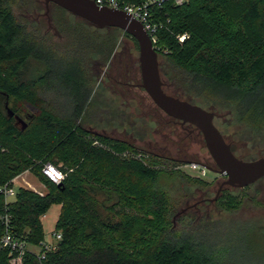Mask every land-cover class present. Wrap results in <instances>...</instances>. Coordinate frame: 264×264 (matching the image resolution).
<instances>
[{
    "label": "trees",
    "instance_id": "1",
    "mask_svg": "<svg viewBox=\"0 0 264 264\" xmlns=\"http://www.w3.org/2000/svg\"><path fill=\"white\" fill-rule=\"evenodd\" d=\"M155 19L164 91L264 124V0H187L156 9ZM119 31L54 3L46 9L43 0H0V185L24 171L44 185L43 194L19 186L8 204L30 243L43 239L41 217L59 205L56 247L41 260L27 254L22 264H219L186 234L194 218L159 180L180 174L189 187L206 182L180 173L171 157L87 126L101 115L92 66L108 63ZM45 162L64 173L59 184L41 173ZM224 186L216 204L234 211L243 196ZM185 191L177 196L186 199ZM0 264H8L4 252Z\"/></svg>",
    "mask_w": 264,
    "mask_h": 264
},
{
    "label": "rangeland",
    "instance_id": "2",
    "mask_svg": "<svg viewBox=\"0 0 264 264\" xmlns=\"http://www.w3.org/2000/svg\"><path fill=\"white\" fill-rule=\"evenodd\" d=\"M28 16L25 13L24 17ZM119 30L111 63L107 66H92L95 83L91 97L101 115L91 119V124L87 126L110 137L131 142L144 151L171 157L178 161L176 168L180 173L205 181L203 185L193 184L189 187L182 182L180 174L175 178L163 176L159 180L160 185L173 195L181 196L188 188L185 192H190V196L186 199L176 195L178 203L183 202L188 206L187 215L194 218L186 234L205 252L215 257L219 264H264V178L241 190L227 187L231 194L239 193L238 195L243 196L241 206L234 211L221 209L215 200L212 202L225 178L206 168L216 169L202 135L188 124L168 118L145 90L136 86L140 83L138 49ZM165 91L168 94L177 92L181 96L179 91L171 87H167ZM199 100L194 103L201 105ZM92 108L88 117L96 113ZM204 108L209 110L208 107ZM212 112L214 125L231 144V151L235 156L244 160L264 157V124L254 127L238 121L227 109L216 108ZM20 185L28 186V189L35 192H46L44 185L30 171L17 178L13 185L15 192ZM14 199L15 195L7 200L12 202ZM58 213L59 205H52L41 217L45 236L53 231Z\"/></svg>",
    "mask_w": 264,
    "mask_h": 264
},
{
    "label": "water",
    "instance_id": "3",
    "mask_svg": "<svg viewBox=\"0 0 264 264\" xmlns=\"http://www.w3.org/2000/svg\"><path fill=\"white\" fill-rule=\"evenodd\" d=\"M46 9L54 3L72 15L97 28L115 27L133 37L138 46L139 86L165 114L180 123L196 127L218 172L226 177L223 184L245 187L264 177V157L251 160L238 158L213 123L212 111L187 100L167 94L162 88L155 45L147 30L128 12L98 6L92 0H43ZM47 11V10H46ZM45 11V14H46ZM196 164H199L196 162ZM201 165V164H200Z\"/></svg>",
    "mask_w": 264,
    "mask_h": 264
},
{
    "label": "built area",
    "instance_id": "4",
    "mask_svg": "<svg viewBox=\"0 0 264 264\" xmlns=\"http://www.w3.org/2000/svg\"><path fill=\"white\" fill-rule=\"evenodd\" d=\"M102 7L113 8L128 12L133 18L146 28L151 40L156 46L157 31L162 23L156 21L155 10L163 8L166 4L180 5L187 0H92ZM186 35L177 36L179 42L185 39ZM156 51V50H155ZM205 169V168H203ZM41 173L52 183L59 184L64 179V173L50 162L43 163ZM14 179L0 185V195L3 197V207L0 210V252L6 254L8 264H22L27 254L34 255L38 260L45 257L48 251H52L57 242L61 239L59 231L53 229L38 244L30 243L23 234H19L13 222L8 207V197L16 194ZM44 216V215H43ZM47 237V238H46Z\"/></svg>",
    "mask_w": 264,
    "mask_h": 264
},
{
    "label": "flooded vegetation",
    "instance_id": "5",
    "mask_svg": "<svg viewBox=\"0 0 264 264\" xmlns=\"http://www.w3.org/2000/svg\"><path fill=\"white\" fill-rule=\"evenodd\" d=\"M112 58L113 57H111V60H112ZM111 60H109L108 61V63L110 64L111 63ZM106 64V66L107 65H109V64ZM119 83H122V81H118ZM124 84H130V85H133L132 83H130V82H123ZM136 86H139V83H137L136 84ZM140 87V86H139ZM143 89V88H142ZM144 90V89H143ZM179 122V121H178ZM180 123V122H179ZM181 124H186V123H181ZM192 126V125H191ZM221 133V132H220ZM222 134V133H221ZM223 136V135H222ZM223 138H224V136H223ZM224 140H225V138H224ZM227 142V141H226ZM229 145H230V148H231V144L229 143V142H227ZM220 175V177H224L225 179H226V177L224 176V175H222V174H219ZM222 184V183H221ZM224 185L225 184H223L222 186L220 185V187L218 188V191H217V194H216V196L213 198V200H212V202L214 201V200H216L217 198H218V196H219V194H220V192H221V190L222 189H224ZM231 188H236V189H239V190H241V189H243V188H245V187H247V186H245V187H234V186H230ZM255 193H256V191H255ZM254 193V194H255ZM239 193H237V195H238ZM248 200H251V197L250 196H247L246 197Z\"/></svg>",
    "mask_w": 264,
    "mask_h": 264
},
{
    "label": "crops",
    "instance_id": "6",
    "mask_svg": "<svg viewBox=\"0 0 264 264\" xmlns=\"http://www.w3.org/2000/svg\"><path fill=\"white\" fill-rule=\"evenodd\" d=\"M24 173H25V174H26V173H29V171H24L23 173H21V174H19L18 176H16L15 179H14V183L16 182L17 178H18L20 175L24 174ZM20 186H21V185H20ZM23 187H24V186H23ZM27 187H28V186H27ZM27 187H26V188H27ZM29 188H30V187H29ZM33 191H34V190H33ZM37 193H39V194H43L42 192H37ZM42 217H43V216H42Z\"/></svg>",
    "mask_w": 264,
    "mask_h": 264
}]
</instances>
